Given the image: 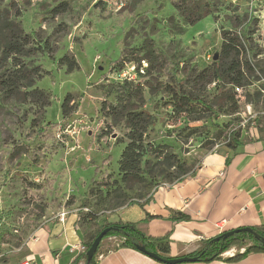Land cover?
Here are the masks:
<instances>
[{
	"label": "rangeland",
	"instance_id": "374dc122",
	"mask_svg": "<svg viewBox=\"0 0 264 264\" xmlns=\"http://www.w3.org/2000/svg\"><path fill=\"white\" fill-rule=\"evenodd\" d=\"M128 1L0 0L2 8L12 3V13H21L17 21L24 30L41 43L49 42L53 51L33 59L45 71L36 87L49 94V107L0 103V263L44 221L60 218V210L77 212L80 224L96 233L102 228L98 220L132 200H150L161 186L190 176L205 154L229 142V132H221L209 119L175 120L164 104L165 96L146 91L145 108L155 117L147 140L155 147L163 145V153L147 155L143 180L132 189L120 182L118 160L124 145H118L117 139L124 129L118 126L109 137H100L105 126L101 87L115 80L107 73L112 63L138 61L145 56L144 45L150 38L172 64V76L162 74L160 80L181 81L218 56L222 28L231 29L235 16H247L237 30L244 35L250 31L264 65V0H219L220 8L213 16L184 27L183 33L171 28L183 25L173 0H146L134 13L124 7ZM61 2H68L70 10L53 18L51 10ZM214 16L219 19L215 21ZM65 55L74 57L80 70L69 73L66 66H60ZM209 88L214 96L215 84ZM68 94L73 96L76 112L64 118L61 107ZM236 101L237 114L230 113L232 105L224 97L215 100L216 109L224 111L219 121L231 120L230 131L244 137L257 129L249 126L250 120L264 116V78L236 90ZM80 119L88 126L78 127L79 135H70L67 130ZM126 209L139 207L134 204ZM230 252L237 253V249Z\"/></svg>",
	"mask_w": 264,
	"mask_h": 264
},
{
	"label": "trees",
	"instance_id": "16d2710c",
	"mask_svg": "<svg viewBox=\"0 0 264 264\" xmlns=\"http://www.w3.org/2000/svg\"><path fill=\"white\" fill-rule=\"evenodd\" d=\"M144 1L146 0H129L124 7L134 13ZM172 5L183 22V27L177 24H173L171 27L179 33L184 32V27L194 26L204 18L213 16L220 8L219 0H173ZM12 8V3L9 4V7L2 8V2H0V103L18 102L44 109L51 105V99L49 94L36 87V84L44 77L45 71L40 65H36L33 59L39 54L47 52L51 54L53 51L49 42L41 43L40 40L37 41L32 34L24 30L20 22L17 21L21 14L20 11L16 10L15 13H12ZM69 10V3L61 2L51 10V14L55 18ZM246 17L235 16L231 29H221L222 44L217 59L201 70H192L181 81L174 79L173 82H165L160 80L162 74L172 76L170 73L172 64L159 51L156 42L150 38L144 45V57L135 62L130 61L131 63L121 61L111 64L112 67L107 72L108 77L113 75L116 78H114L115 82L111 81L112 83L101 87L104 92V100L101 102L100 113L105 120V126L100 137H109L114 133L116 127H123L124 134L117 139L118 145H124L118 160V172L120 182L126 188L132 189L143 180L142 168L144 159L149 153H163V145L155 147L147 140L149 131L155 123V117L145 108L146 91L151 96L164 95L165 100L167 99L164 104L171 108V115L175 120L184 117L192 122L209 119L221 132H229V142L223 147L224 149L235 153L242 145L244 137L241 133L230 131L231 120L219 121L224 111L216 109L215 100L219 97L226 98L232 105L230 113L237 114L239 107L236 101V89L253 86L255 82L264 78V65L258 58L262 53L255 50L252 34L249 31L247 35H244L237 30L240 24L246 22ZM214 19L217 21L219 17L214 16ZM143 60L149 63L145 75H140L136 81L118 79L127 65H140ZM59 65L66 66L69 73L80 70V64L74 57L68 55L59 60ZM155 74L157 75L155 76ZM213 84H215L217 93L210 96L209 87ZM113 95H115V100L111 101L110 98ZM72 102L73 96L68 94L61 107L64 118H69L76 112L74 105H71ZM252 125H255L259 132L264 133V116L254 122L250 120L249 126ZM179 167L185 168L183 164H180ZM186 178L185 174L178 178L176 183L182 182ZM134 204L144 207L143 204L141 205L139 201L135 200H132L128 205ZM174 218L176 221L188 219L181 213ZM107 228L110 230L104 239L109 237L123 239L117 248L130 247L139 251L144 248L164 259H170L169 234L164 237H150L143 233L136 223H107L96 233L87 235L86 251L75 259L73 264H78L81 258L87 261V252L93 241ZM252 229V233L241 232L225 237L226 232H224L205 240L201 250L189 256L197 258L198 262L221 260L234 263L251 254L264 253V225ZM100 248L101 244L96 255L87 264H97ZM234 248L237 249V253L226 256ZM241 249L244 251L241 252Z\"/></svg>",
	"mask_w": 264,
	"mask_h": 264
},
{
	"label": "crops",
	"instance_id": "0c3cea01",
	"mask_svg": "<svg viewBox=\"0 0 264 264\" xmlns=\"http://www.w3.org/2000/svg\"><path fill=\"white\" fill-rule=\"evenodd\" d=\"M139 202L144 207L135 204L139 209L131 210L127 205L98 220L97 226L130 222L150 237L169 234L170 258L198 252L205 240L224 232L264 225V133L251 130L235 153L223 148L205 154L184 181L161 187L149 202ZM63 212H58L59 217ZM180 213L188 219L176 221L174 217ZM79 221L75 211L67 212L64 221H44L0 264H73L85 252L87 235L93 234ZM122 242L120 237L104 239L97 264H165L139 250L117 248ZM78 264L87 261L81 258ZM181 264H264V253L234 263L217 260Z\"/></svg>",
	"mask_w": 264,
	"mask_h": 264
},
{
	"label": "water",
	"instance_id": "95a60500",
	"mask_svg": "<svg viewBox=\"0 0 264 264\" xmlns=\"http://www.w3.org/2000/svg\"><path fill=\"white\" fill-rule=\"evenodd\" d=\"M218 56L215 57V59H217ZM110 228L104 229L97 237L96 239L93 241L90 249L87 252V263H89L93 257L96 255V253L98 252V249L100 247L101 242L103 241L105 235L107 234V232H109ZM241 232H247V233H252L253 229L250 227H245V228H240V229H235L232 231H228L224 234L225 237H230L234 234L237 233H241ZM141 251L145 252L148 256H150L151 258L161 261L165 264H181V263H188V262H196L197 258L194 257H190V256H185V257H178V258H170V259H164L162 258L160 255L156 254V253H152V252H148L146 251L144 248L141 249Z\"/></svg>",
	"mask_w": 264,
	"mask_h": 264
},
{
	"label": "built area",
	"instance_id": "2783aa9c",
	"mask_svg": "<svg viewBox=\"0 0 264 264\" xmlns=\"http://www.w3.org/2000/svg\"><path fill=\"white\" fill-rule=\"evenodd\" d=\"M149 67V63L145 60L141 62L140 65H135V64H129L127 65L126 69L122 71V73L118 76V79H127L129 81H136L140 75H145L146 70ZM111 78H116L115 76L111 75ZM238 92L241 91V89L237 88L236 89ZM88 126V123L84 119H80L77 124L74 125V128L72 130H67L70 135H79V131L77 130L78 127H82L83 129ZM78 131V132H77ZM58 138H61L60 135H58ZM163 187V186H161ZM160 187V188H161ZM65 215L66 213H62L60 216V220L64 221L65 220ZM86 251V248H83ZM227 254H231L228 252ZM226 254V255H227Z\"/></svg>",
	"mask_w": 264,
	"mask_h": 264
}]
</instances>
